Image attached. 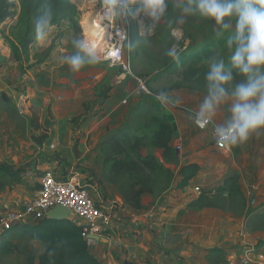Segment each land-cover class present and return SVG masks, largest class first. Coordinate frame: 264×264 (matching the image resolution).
Segmentation results:
<instances>
[{"label": "rangeland", "instance_id": "rangeland-1", "mask_svg": "<svg viewBox=\"0 0 264 264\" xmlns=\"http://www.w3.org/2000/svg\"><path fill=\"white\" fill-rule=\"evenodd\" d=\"M71 2L76 5L75 20L79 32H74L68 23H63L58 29L51 28L47 39L42 42L35 40L29 47L24 61L21 62L15 60L8 45V35L13 33L10 30L14 27L17 17L8 19L0 25V55L2 57L0 60V167L9 173L18 171L19 178L29 174L35 185L41 176V172L36 170L37 167L40 170H53L56 175L74 170L87 177H92L88 174L84 164V161L90 156L88 153L83 154L84 151L90 149L93 152L98 137L103 134L102 130L105 129L104 131L107 133L105 137H108L113 130L124 126L127 117L122 116L126 114L128 107L133 105L138 98L144 97V95L136 94V84L129 76L121 77L118 68L110 67L102 60L99 64L86 66L79 72H72L63 62L62 57L72 51L71 39L73 36L82 38L80 23L85 17L91 16V12L96 6L98 7V0ZM179 2L180 0H172L173 4H179ZM169 11L172 17L179 13V9H171V5H169ZM143 20L142 30L134 27L129 35V41L135 44L134 50L127 53L132 74L149 77L148 87L152 92L163 88L174 95L175 102L185 103L182 105L188 110L194 111L195 108L197 110L206 89L204 80H196L194 76L205 74L204 60L212 53L223 57L226 67L228 66L230 56V50L227 49L226 43L228 34L225 33L217 38L214 22L199 16L189 17L186 23L179 28L171 21L153 24L146 16H143ZM173 44L177 45L181 53L179 61L176 62L164 55L165 49ZM83 75H87L91 80L95 77L92 101L80 104L77 99V102L73 104L71 115L67 118L70 122H64L60 126L56 125L57 128L51 129L50 133L44 120L49 119L50 121L51 119L52 121L51 113L55 109V100L59 101L58 97L61 95L62 97L67 94L73 95L72 92L77 89L78 79L84 77ZM235 83L236 81H233V84ZM80 90L81 87L78 91ZM2 94L7 102L2 100ZM106 100L110 105H105L102 108L101 102H106ZM111 103L114 104L111 105ZM226 103L229 105V102L226 101ZM80 107L82 110L77 112ZM220 107L217 110H220ZM167 109L177 108L170 105ZM33 112L37 114V122L33 119ZM108 112L114 113L109 114ZM84 116L86 118L96 117L94 123L88 124L89 130H86L81 123L84 122ZM105 116H107L106 121H103ZM36 125H39L40 128L36 129ZM207 128L211 135V128ZM94 129H98L96 133H94ZM261 134L264 138V132ZM257 139L255 138V140ZM70 147L72 149L69 150ZM177 147L179 145H176L174 149ZM212 147L214 148L213 144ZM262 148H264V144ZM229 154L220 153V160L224 163L227 162ZM205 158L212 166L217 162L215 157L206 155ZM245 161L247 162V159ZM218 162L220 161L218 160ZM234 163L237 165V162ZM242 163L243 161L238 162V165L242 166ZM259 165L263 166L264 162ZM234 174L237 173H230L228 178ZM212 176L213 178L202 177L201 183L195 185L199 190L190 194V197H196L192 201V204L195 205L192 207L193 209L197 210L203 205L212 206V208L203 207L195 214L197 225L192 237L197 245L203 248L210 247L225 237L236 249L240 247L242 239L240 232L244 230V219L254 212L252 208L247 210L242 200L255 198L258 189L255 193L251 187L243 185V181L246 179L243 172L237 174L236 178L240 195H235L233 187L225 183L223 178L216 181L218 177H214L213 174ZM9 180V176L0 174V196L5 190L12 188ZM94 182L99 185L97 181ZM212 182L214 183L212 184ZM219 189L228 193V196H219L215 192ZM161 194L164 192L155 195ZM250 221L248 231L264 227L262 220L253 221L252 218ZM108 233L109 231L105 234L108 235ZM17 238L18 233H14V236L7 238V241ZM175 241L188 242L186 236L185 239L177 238ZM31 250L37 254L40 252V247L37 244L32 245ZM171 254L168 251L167 255L172 263L182 264L181 258ZM0 264H23V257L16 254L0 257ZM146 264H151L149 258Z\"/></svg>", "mask_w": 264, "mask_h": 264}, {"label": "crops", "instance_id": "crops-1", "mask_svg": "<svg viewBox=\"0 0 264 264\" xmlns=\"http://www.w3.org/2000/svg\"><path fill=\"white\" fill-rule=\"evenodd\" d=\"M92 79L93 80L88 78L87 75L79 78V82L76 85L77 89H74L72 92L73 95L67 94L63 95V97L61 95L58 97L59 101L55 100V109H53L51 113L52 121L51 119L50 121L49 119L44 120L45 123H47L46 127L48 131L50 130V133L52 132L51 129L57 128L56 125L60 126V124L69 121L67 118L71 115L72 109L74 108L73 104L77 102V99H79L78 102L80 104L92 101L91 98L93 96L95 77ZM79 87H81L80 91H78ZM74 94H77V96H74ZM169 94L172 97V105L174 108H177L171 110L164 108L168 111L165 113L173 118L175 126L170 146L175 148L176 145H179L180 152L178 154L179 163L170 164L167 167L174 172L176 178L173 187L164 192V194L159 196H143L141 210L136 211L125 205L117 187L106 182L102 177L103 159L99 151V145L100 142L107 137H105V135H107L104 131L105 129L102 130L103 134L98 137L93 152L87 149L83 153H88V156H90L84 161L86 167L83 165L88 171V174L92 176L90 178L94 179L93 181H97L107 197L111 199V201L116 202V206H118V210H116L115 214L112 216L108 235L98 238L97 241L91 244L87 243L91 254L101 264H146L148 258L151 264H174L170 261L171 259L168 258V251L174 256L181 258L183 260L182 264H239L244 260L251 264H264V227L248 231L249 222L251 223L250 220L252 218L253 221L262 220L264 225V165H259L264 162V148H262L264 138L262 134L253 135L244 144L231 149L230 154L227 155V162L224 163L220 160L221 152L219 153L216 151V149L212 147V144L210 146L212 139L209 129L207 127L201 129L195 125L193 114L196 108L194 111L188 110L182 105L185 103L180 104L175 102L176 98H174V95L171 93ZM144 97L138 98L133 105L128 107L126 114L122 116L125 118L127 117L126 121L134 108L139 105L141 101H150L149 97ZM101 103L102 108L105 105H110L109 102L107 103V100ZM113 104L114 103H111V105ZM178 107H183L187 110H180ZM229 107L228 103L225 102L221 105L220 110H217V113L212 119L216 125L228 117L230 114ZM80 110H82L81 107L77 112H80ZM108 113L112 114L114 112ZM82 114H84L83 111ZM106 117L107 116H105L103 121H106ZM95 118V116L83 117L84 122L82 121L81 123L85 126L86 130H89L88 124L94 123ZM97 130L98 129H94V133H96ZM117 130L118 129L115 131L113 130L112 134ZM89 133L91 134V132ZM255 138L258 139L255 140ZM250 144L251 146H248ZM250 148L252 149L250 150ZM70 149H72V147H70L69 150ZM152 153L158 160L162 161V150L154 149ZM141 154L146 156L149 154V151L142 149ZM206 155L207 157H215L217 162H215L213 166L208 164L209 161H206ZM245 159H247V162ZM218 160L220 162H218ZM241 161H243L242 166L238 165V162ZM234 162H237V165ZM189 164L197 165L199 170L186 187L179 189L176 185V183L180 181L178 172L181 167ZM36 170L37 172H42L45 169L40 170V168L37 167ZM229 171L231 174L237 173L238 175L242 172L245 173L246 179H244V181L242 180L243 185L251 187L255 193L258 189V194H256L255 198L251 200H242L247 210L252 208L254 212L247 215L246 219H244V230L240 232L242 236L240 247L234 249V245L230 243L231 241H227L224 237L223 240L217 241L212 246L203 248L197 245L192 237L195 234V226L197 225L195 214L199 212V210H202L203 207L200 206L197 210L193 209L192 207L195 205L192 204V201L196 197H190V194L195 192V188H198V186L195 185L201 183L202 177L213 178V176L211 177L213 174L214 177H218L216 181L221 180V178L226 180L228 176H230ZM198 178L200 179L198 180ZM213 183L214 182H212V184ZM10 184H12V188L5 190L0 196V212L22 209L27 202L37 196L39 190L38 180L37 185L33 184L29 174L22 175L18 180ZM227 194L228 193H224L223 196H227ZM255 204L256 206H254ZM35 223L36 222L29 221L22 223L20 226ZM4 234L2 235V239H4L2 243H16L17 239H15L16 241L13 239L7 241ZM185 236L188 242L175 241L177 238L185 239ZM191 237L192 239H190ZM36 244L40 247L41 252V245L37 242H30L28 244L30 251H32L31 246ZM214 249L222 251L223 255L210 254L209 251ZM115 252H117V254H115ZM39 253L34 254L38 255Z\"/></svg>", "mask_w": 264, "mask_h": 264}, {"label": "clouds", "instance_id": "clouds-1", "mask_svg": "<svg viewBox=\"0 0 264 264\" xmlns=\"http://www.w3.org/2000/svg\"><path fill=\"white\" fill-rule=\"evenodd\" d=\"M95 15L101 24L115 30L121 45L130 53L135 44L129 41L122 21L148 17L153 24L174 22L183 26L191 16L214 22L217 38L228 34L230 50L228 66L223 57L212 53L204 60L206 71L204 94L193 114L195 125L203 129L211 125L217 109L229 102L228 117L213 127L216 144L230 151L244 144L253 135L264 132V0H98ZM178 8L174 17L169 11ZM56 13L51 4L43 7L34 19L36 41H45ZM143 35V33H142ZM72 51L62 57L72 72L100 63V57L91 45L79 36L71 39ZM180 50L173 44L164 55L173 62L179 61ZM234 74L239 77L233 84ZM149 94L162 108L172 104V97L163 88Z\"/></svg>", "mask_w": 264, "mask_h": 264}, {"label": "trees", "instance_id": "trees-1", "mask_svg": "<svg viewBox=\"0 0 264 264\" xmlns=\"http://www.w3.org/2000/svg\"><path fill=\"white\" fill-rule=\"evenodd\" d=\"M71 1L75 0H0V25L8 19L17 17L14 27L10 30L13 33L8 35V45L16 61H24L29 47L36 40L33 32L34 19L49 3L56 13L51 28L68 23L74 32H79L75 20L76 5ZM194 78L203 81L204 74ZM238 80L239 77L234 74V81ZM149 100L141 101L125 125L100 143L103 179L116 186L123 203L136 211L142 209L143 196H154L172 187L176 177L167 166L179 163L176 150L170 146L175 131L173 118L167 115L164 108L153 98ZM32 116L37 122V114L33 112ZM38 128L39 125H36V129ZM142 149L148 150L149 154L143 156ZM154 149L162 150V161L153 155ZM198 170L199 167L195 164L181 167L178 172L180 181L177 188L186 187ZM0 174L9 176L10 182L19 178L18 171L9 173L3 167H0ZM236 178L237 174H234L225 180V183L233 187L235 195H240ZM215 192L219 196L224 194V190L221 189ZM14 233H18L15 244L2 243L4 240L2 239L0 257L21 255L23 264H101L91 254L87 242L81 237V228L70 220L57 221L45 218L35 224L13 227L4 236L7 239L13 237ZM30 242L41 245L42 249L38 255L30 251L28 247ZM209 253L223 255L218 249Z\"/></svg>", "mask_w": 264, "mask_h": 264}, {"label": "built area", "instance_id": "built-area-1", "mask_svg": "<svg viewBox=\"0 0 264 264\" xmlns=\"http://www.w3.org/2000/svg\"><path fill=\"white\" fill-rule=\"evenodd\" d=\"M95 13L96 8L91 12V16L85 17L80 23L82 38L97 52L100 60L108 63L110 67L118 68L121 77L129 76L134 81L137 95L153 98L149 94L150 78L132 74L127 49L121 45L115 30L105 28ZM143 22V16L136 20L128 19L121 22V27L126 29L128 39L134 27L142 30ZM171 106L174 108L172 104ZM178 108L187 110L183 107ZM215 126L217 125L213 120L211 125L207 126L211 128L212 144L217 151L229 154L231 150H224L216 144V138L213 135ZM175 150L178 155L180 147ZM38 186L37 196L27 202L22 209L0 212V243L2 235L13 227L29 221H41L46 218L49 211L57 206L70 211L71 221L81 228V237L88 244L94 242L90 237L101 238L106 235L107 231H110L111 219L118 210V206L116 202L107 197L104 190L92 178L74 170L56 175L53 170L45 169L41 172ZM198 190L199 188H195L196 192ZM239 264L251 263L244 260Z\"/></svg>", "mask_w": 264, "mask_h": 264}, {"label": "water", "instance_id": "water-1", "mask_svg": "<svg viewBox=\"0 0 264 264\" xmlns=\"http://www.w3.org/2000/svg\"><path fill=\"white\" fill-rule=\"evenodd\" d=\"M2 100L4 102H7V99L2 94ZM46 218L49 220H57V221H63V220H72V215L70 211L62 206H57L53 210L49 211L46 214ZM91 240L97 241L98 237H90ZM125 264H131V263H125Z\"/></svg>", "mask_w": 264, "mask_h": 264}, {"label": "bare ground", "instance_id": "bare-ground-1", "mask_svg": "<svg viewBox=\"0 0 264 264\" xmlns=\"http://www.w3.org/2000/svg\"><path fill=\"white\" fill-rule=\"evenodd\" d=\"M87 17H89V16H87Z\"/></svg>", "mask_w": 264, "mask_h": 264}]
</instances>
